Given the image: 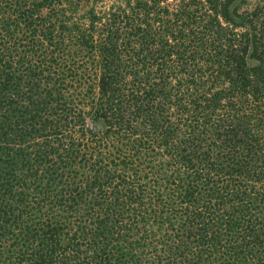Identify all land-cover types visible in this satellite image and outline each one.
Listing matches in <instances>:
<instances>
[{
    "label": "trees",
    "instance_id": "16d2710c",
    "mask_svg": "<svg viewBox=\"0 0 264 264\" xmlns=\"http://www.w3.org/2000/svg\"><path fill=\"white\" fill-rule=\"evenodd\" d=\"M0 0V264H264V0Z\"/></svg>",
    "mask_w": 264,
    "mask_h": 264
},
{
    "label": "rangeland",
    "instance_id": "374dc122",
    "mask_svg": "<svg viewBox=\"0 0 264 264\" xmlns=\"http://www.w3.org/2000/svg\"><path fill=\"white\" fill-rule=\"evenodd\" d=\"M258 1L259 0H242L240 3H239V10L240 11H249L251 10L255 4H258Z\"/></svg>",
    "mask_w": 264,
    "mask_h": 264
}]
</instances>
